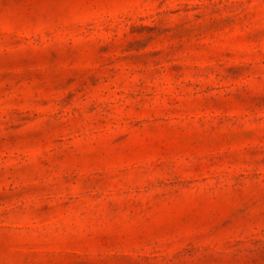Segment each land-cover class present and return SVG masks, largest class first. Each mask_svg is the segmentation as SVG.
<instances>
[{
  "label": "rangeland",
  "instance_id": "374dc122",
  "mask_svg": "<svg viewBox=\"0 0 264 264\" xmlns=\"http://www.w3.org/2000/svg\"><path fill=\"white\" fill-rule=\"evenodd\" d=\"M0 264H264V0H0Z\"/></svg>",
  "mask_w": 264,
  "mask_h": 264
}]
</instances>
